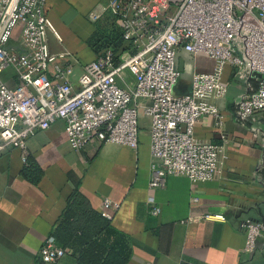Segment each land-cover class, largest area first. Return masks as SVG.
Here are the masks:
<instances>
[{"label": "built area", "instance_id": "obj_1", "mask_svg": "<svg viewBox=\"0 0 264 264\" xmlns=\"http://www.w3.org/2000/svg\"><path fill=\"white\" fill-rule=\"evenodd\" d=\"M45 1L0 0V75L11 70L16 81L10 88L0 78V152L8 145L25 153L28 139L57 120L65 122L75 151L93 140L137 149L142 112L149 119V188H163L169 177L211 181L219 173V154L194 137V128L205 115L222 123L213 101L226 93L225 65L247 68L258 79L238 112L241 118L260 113L264 120V0H110L87 18L116 17L124 46L117 53L104 49L86 64L66 50L51 51L49 36L60 43L61 38L46 16ZM181 50L214 60L217 69L193 74L189 92L177 95ZM60 59L67 63L57 64ZM126 73L135 81L122 88L118 81ZM102 208L111 220V203L104 200ZM158 213L154 208L152 215ZM244 228V250L253 253L264 226L247 220ZM67 253L49 238L37 256L55 264Z\"/></svg>", "mask_w": 264, "mask_h": 264}, {"label": "crops", "instance_id": "obj_2", "mask_svg": "<svg viewBox=\"0 0 264 264\" xmlns=\"http://www.w3.org/2000/svg\"><path fill=\"white\" fill-rule=\"evenodd\" d=\"M108 2L46 0V16L61 38L60 43L49 36L51 51L66 50L81 64L93 61L101 53L97 34H120L118 19L109 13L95 22L87 18ZM56 63L64 66L67 59ZM177 67L180 79L174 91L182 95L189 92L193 74H213L217 63L181 50ZM126 77L135 81L128 73ZM0 78L10 88L16 84L11 70ZM221 83L226 93L213 101L221 125L205 115L194 128V137L214 145L219 154V173L211 181L169 177L163 188H149V119L142 112L137 149L93 140L75 151L62 120L30 137L25 153L5 146L0 152V264H47L39 261V249L52 238L75 191L98 212L104 200L111 203L109 221L129 240L127 264H264V237L257 239L253 253L244 250L245 221L264 226V120L260 113L241 118L238 112L241 99L256 91L258 79L247 68L225 65ZM23 155L36 170L32 180L24 174ZM154 208L159 209L155 216ZM55 264H75V259L68 252Z\"/></svg>", "mask_w": 264, "mask_h": 264}, {"label": "trees", "instance_id": "obj_3", "mask_svg": "<svg viewBox=\"0 0 264 264\" xmlns=\"http://www.w3.org/2000/svg\"><path fill=\"white\" fill-rule=\"evenodd\" d=\"M94 41L98 52L109 48L117 53L124 46L121 33L113 36L98 33ZM25 166L24 174L32 180L36 170L28 159ZM52 239L56 247L74 257L75 264H127L131 256L128 238L78 191L72 194Z\"/></svg>", "mask_w": 264, "mask_h": 264}, {"label": "rangeland", "instance_id": "obj_4", "mask_svg": "<svg viewBox=\"0 0 264 264\" xmlns=\"http://www.w3.org/2000/svg\"><path fill=\"white\" fill-rule=\"evenodd\" d=\"M129 81H130L129 78L126 77V79H125L124 81H121V82L118 81V85L121 86L122 88H124L125 82L128 83ZM174 92H175V91H174Z\"/></svg>", "mask_w": 264, "mask_h": 264}]
</instances>
